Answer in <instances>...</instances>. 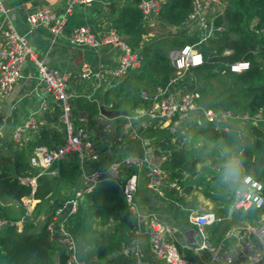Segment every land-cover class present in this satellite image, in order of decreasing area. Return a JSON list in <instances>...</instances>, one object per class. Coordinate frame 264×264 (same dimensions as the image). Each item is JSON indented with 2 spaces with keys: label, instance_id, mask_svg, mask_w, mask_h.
Here are the masks:
<instances>
[{
  "label": "trees",
  "instance_id": "obj_1",
  "mask_svg": "<svg viewBox=\"0 0 264 264\" xmlns=\"http://www.w3.org/2000/svg\"><path fill=\"white\" fill-rule=\"evenodd\" d=\"M140 2L141 0H132L124 3L117 9L113 18L114 30L133 51L140 54L142 62L130 68L123 78L115 80L114 86L101 96L102 104L111 110L133 113L148 106L150 98L158 88L166 86L177 70L170 56L171 50L201 38V34L196 30L192 33L180 30L150 35L145 27V13ZM222 2L223 12L209 16L214 26L219 29H216L208 41L200 44L204 53L203 63L191 66L187 79L198 78L210 83L221 76L231 78V88L238 86L240 91L229 90L228 94L211 103L209 107L216 111L247 112L256 115L264 112V0ZM193 7L194 0H162L158 16L164 22L181 26L186 23ZM242 61L250 63L246 70H231L233 64ZM144 93L147 98H144ZM241 94L248 100L243 102ZM87 108L93 113L99 111L97 103L90 102ZM115 121L117 132L121 134L124 132L126 117H118ZM206 126H202L198 134L209 143L219 144V148L227 156L233 153L240 161V171L263 185L264 195L263 124H252L248 130L246 125H231L227 130L211 122H207ZM162 130L149 128L145 133L151 141H158L167 132V129ZM49 132L48 129H41L35 139L23 145L13 146L9 154L0 155V200L7 198L22 207L26 199L39 200L33 215L25 221L22 230L16 226H7L0 232V264H69L67 250L58 237L51 236L48 224L56 209L66 199L76 195L75 189L80 186L82 172L76 153H71L53 164L55 175L49 172L39 175L41 170L30 165V157L37 147L59 146V143H56L57 135L54 134L52 138ZM109 139L108 136L97 144L102 153L111 148ZM182 148L183 152L180 149L173 150L164 164L170 183L183 184L186 174L193 177L198 175L201 179H205L207 173L216 174L214 167L210 169L207 164L206 157L211 153L206 155L207 152H204L205 156L201 157L195 148L189 149L186 144ZM131 171L136 172L137 169L133 168ZM33 179H36V185H33ZM211 184L212 182L207 194L216 200V203H221L226 197L230 198V202H225L227 206L212 210L219 217V221L207 226L212 239L218 236L217 240H221L225 236L226 232L220 231L219 227L226 224L224 220L228 209L232 211L229 212V219L236 223L234 226L263 225L264 205L261 208H233L237 192L228 190L224 192V196L212 194L210 190L216 187ZM219 188L226 189L223 186ZM120 191L118 182L102 181L94 191L84 195L87 197V204L81 203L78 213L68 218L69 229L79 240L84 264L135 262V257L132 254L126 255L124 249L129 232L135 228L138 217ZM166 196L176 200L172 188L166 189ZM42 212L46 216L40 221ZM89 215L102 218L100 226L103 228H93L86 219ZM38 221L42 222L39 229ZM178 248L188 261L205 264L203 257L196 254L192 248L181 245H178Z\"/></svg>",
  "mask_w": 264,
  "mask_h": 264
},
{
  "label": "built area",
  "instance_id": "obj_2",
  "mask_svg": "<svg viewBox=\"0 0 264 264\" xmlns=\"http://www.w3.org/2000/svg\"><path fill=\"white\" fill-rule=\"evenodd\" d=\"M92 1L69 0L67 13L77 2L90 3ZM161 1L142 0L140 6L145 14L158 12ZM222 4V0H194L193 11L189 14L186 23L195 22L196 31L201 34V38L194 43H187L181 48L171 50L170 56L177 70L169 83L158 88V91L150 98L148 106L125 115L126 122L121 138L135 141L141 149V153L127 155L121 160H112L107 168H101L100 162L106 154L99 151L97 144L104 141L115 130V126L107 122L104 119L105 116L101 115L95 118L89 111H85L79 117L74 116L71 106L74 94L68 90L69 76L52 68L45 58L39 57L34 52L28 37L17 30L13 20L9 17V7L4 0H0V19L3 20L4 27V39L0 46V91L7 95L13 91L22 77L24 62L29 56H32L39 68L45 93L61 101L63 106L62 120L66 127V141L53 148L37 147L30 157V165L41 170L39 175L45 172L55 175L56 170L52 169L53 164L71 153L78 155L81 164V182L80 186L75 189L76 195L66 199L56 209L48 224L51 236L58 237L67 250L69 264H84V260L81 257L79 240L69 229L68 218L78 213L81 207V198L94 191L99 183L105 180L118 182L123 190V196L136 214L139 213V209L135 197L141 176L146 170L149 171L147 187L154 190L159 196H166V189L178 186L169 182L168 173L164 168L168 156L160 149V139L151 141L146 136V130L149 128L156 131L167 129L173 136L180 135L185 124L193 123L197 119L198 123L207 119L209 122L216 123L217 127L222 126L226 130L229 128L224 124L228 117H232L235 112L216 111L211 107L201 105L200 91H185L179 85L186 79L191 66L203 63L204 53L200 44L208 41L216 29H219L214 26L212 19L203 12V7L206 5L222 6ZM28 20L32 25H47L54 35H58L64 31L67 14L58 17L55 12L39 5L28 15ZM70 41L74 44L93 46L106 42L118 46L121 49V54L114 75L120 78H123L130 68L140 65L142 62L140 54L133 51L115 30L109 31L99 39L90 26H77L70 34ZM249 65V61L237 62L231 66V70L240 72L246 70ZM91 76L100 78L101 74L87 68L83 77L90 78ZM143 96L147 98L146 93ZM87 98L91 99L92 97L88 95ZM242 113L244 114V116L242 114L243 120H253L256 124L264 119L262 111L256 115ZM24 127L38 130L42 125L35 118H31ZM22 132V128L17 130V140L20 139ZM133 168H136L137 171H131ZM32 183L36 185V179H33ZM244 183L249 186L248 190L238 192L233 208L247 209L252 206L261 208L264 205L263 185L250 175L244 177ZM31 215L32 211L27 210L26 215L19 220L0 217V232L7 226L19 227V225L25 224ZM147 219L151 249L156 260L163 264H197L188 261L183 256L177 243L173 241L174 239L169 238L172 234L171 228L163 223L154 212L147 215ZM189 221L197 227L201 238L194 247L198 254L208 252L212 256L211 261L223 259V264H264V224L261 227L249 224L235 226L230 232L231 236L236 238L235 249L232 252L223 253V243H213L212 234L207 231V226L219 221V217L214 211L191 213ZM124 253L131 255L127 249H124ZM137 261L139 258L133 264H137Z\"/></svg>",
  "mask_w": 264,
  "mask_h": 264
},
{
  "label": "crops",
  "instance_id": "obj_3",
  "mask_svg": "<svg viewBox=\"0 0 264 264\" xmlns=\"http://www.w3.org/2000/svg\"><path fill=\"white\" fill-rule=\"evenodd\" d=\"M4 1L10 9L9 17L13 20L17 30L28 37L34 52L39 57L45 58L52 68L69 76L68 90L74 94V97L71 99L74 116L79 117L85 111H89L95 118L101 115L104 116L100 110V106L103 105L106 109L110 108H107L102 104V100L97 98H101L108 89L114 86L116 80L114 78V72L119 63L121 49L118 46L106 42L98 46L74 44L70 41V34L75 27L87 25L90 26L99 39L102 38L109 31L114 30L112 22L117 9L124 3L132 0H93L90 3L77 2L73 5L69 13H67L69 0ZM39 5L55 12L58 17H63L67 14V23L62 33L54 35L49 26L44 24L32 25L30 23L28 15ZM222 8L219 5H206L202 10L207 16H213L214 14L222 13ZM144 23L150 35L180 30L192 33L196 30L195 22H188L181 26L172 25L162 21L158 16V12L145 14ZM3 39V20L0 19V46L3 43ZM87 68H91L93 72L100 73L101 77H83ZM94 90L97 91V94L93 99L90 93ZM88 95L92 98L88 99ZM92 99L93 101H91ZM90 102L97 103L98 112L93 113L87 108V104ZM62 112V102L45 93L39 68L32 56H29L23 64L22 77L15 85L13 91L8 95L0 91V155L9 154L13 146L23 145V143L26 144L37 137L40 131L39 129L35 130L24 127L31 118L38 120L42 125V129L50 130L49 133L52 138H54V134L57 135L56 143H59L57 145L64 143L66 141V127L62 120ZM104 119L114 125L115 130L113 132H117L115 119H109L106 116ZM19 128H22L23 132L21 133L20 139L17 140L16 132ZM122 133H118V138L123 136ZM179 136H173L168 131L165 132L159 140L161 143V151L167 156L175 149H180L183 152L182 146L185 143H183V139ZM123 140H126V138ZM220 149L217 148L216 151L211 152V155L206 158H213L208 159L212 162L221 161L223 164L219 166V171H225L227 163L224 162V159H226L225 157L227 155L224 151L218 153V151H221ZM139 153H141V149L137 143L127 138L126 143L122 144V147L118 151L114 146L107 150L105 153L106 156L100 162V167L107 168L112 160H121L127 155ZM216 156L220 157L217 158ZM230 157L233 158L236 156L232 153L227 156L228 159ZM210 167L213 168L214 166ZM213 169L217 170L215 167ZM148 176L149 171L146 170L140 179L139 189L135 197L139 209V213L136 214L138 222L135 228L129 232L125 249L129 250L132 256L135 257V262L139 258L137 264H163L155 259L151 249L147 215L154 212L163 223L171 228L172 234L170 235L171 237L169 236L171 240L174 239L173 241L177 245L189 247L194 250V247L200 241V236L197 227L189 221L190 214L208 210L215 211L218 208L227 206L225 202H230V198L226 197V200L223 199L221 203L214 202L213 198L207 194L209 192L207 188L210 186L207 183L209 179H201L198 175L195 177L190 176L192 179H189V175L186 174L184 183L178 185L176 188L174 187L175 192L172 191L175 195L174 199H176L173 201L171 197H161L154 190L149 189L147 187ZM213 177L211 176L212 179H210L212 183L214 181ZM194 178H198L196 182H190ZM216 181H220L222 184L215 185L216 189L220 186L225 187L226 191H234L235 189L233 187L236 184L235 180H232L231 184V180L227 181L221 175L217 177ZM38 202V199H26L23 203L24 207H22L19 204L12 203L7 198L2 199L0 200V217L19 220L26 215L27 210L32 211L33 215L34 208ZM81 203L86 205L87 197L83 196ZM227 212L226 219L223 218L226 224H222L219 227L220 231L226 232L225 236L221 240H217L218 236L214 238L216 240L212 239L215 244L223 243V253L232 252L236 246V238L231 236L230 233L236 223H232L231 219H229L231 217L229 213L232 212L231 209H228ZM45 216L44 212H42L41 220ZM86 219L93 228H103L100 226L102 218L89 215ZM38 222L39 226L37 228L39 229L42 222ZM227 224L233 225L229 229L226 227ZM23 228L24 224L18 227L19 230ZM194 252L198 254L195 250ZM200 254L205 260V264H223L222 258L219 261H211L212 256L210 253L207 252V255L204 252Z\"/></svg>",
  "mask_w": 264,
  "mask_h": 264
},
{
  "label": "rangeland",
  "instance_id": "obj_4",
  "mask_svg": "<svg viewBox=\"0 0 264 264\" xmlns=\"http://www.w3.org/2000/svg\"><path fill=\"white\" fill-rule=\"evenodd\" d=\"M114 78L116 80L120 79L119 76H114ZM179 85L181 86V88H184L185 91L186 90H188L190 92H193L196 90L200 91L201 95H202V98L200 100V104L207 106V107H209V105H211V103L215 102L216 100H218L223 95L228 94L229 90H233L234 92L240 91V88H238V86L237 87L232 86V88H231V85H232V79L231 78H225L223 76L218 77L215 80H212L210 83L200 81L198 78L192 79L191 77H188V79H187V77H186V79L183 82H180ZM90 94L93 96V99H94L96 97L97 91L94 90ZM240 97L242 98L243 102L248 100L243 94H241ZM233 114L234 115L232 117H228V120L225 122L224 125L230 126V127H231V125H237V126L241 125L242 127L246 125L245 126V127H247L246 130H248L252 124H256L253 120H243L242 119V114H243L242 112H235ZM243 116H244V114H243ZM207 122H209L207 119H203V121H201V122L199 121V123H198V119H197L193 123L185 124L182 127V133L179 136L180 138L183 139V143H185L187 145V148H189V149L195 148L197 150V154L201 157L205 156L206 152H207L206 153V155H207V154H210L211 152L216 151L217 148H219V144L209 143V142L205 141L204 138L198 134V130L202 126H203V128L207 127L206 126ZM211 123H213V122H211ZM260 123H262L264 126V119H262L261 122H258L257 124H260ZM41 129H42V127L39 130H41ZM161 131H163V130H161ZM118 135L119 134L117 132H112L109 135L110 139L108 142L110 144V146L111 147L114 146L117 151L122 147V144H125L127 141V139L123 140V139H121V137L118 138ZM180 146H182V144H180ZM218 153H222V151H218ZM209 156H207V157H209ZM216 157L219 158L220 156H216ZM225 158L226 159H224V162H226L227 164L232 159L231 157L228 159L227 156ZM208 159H213V158H207V160ZM207 164L209 165L208 167L214 166L215 168H217V170H214L216 172V174L207 173L206 178L209 179V181H208L209 184L211 181L210 179H212L211 176H214V181L211 185H213V186H215L217 184L222 185L220 183V181H216L217 177L222 175V176H224L225 180H227V181L231 180V184H232V180H235L236 184L233 185V187L235 188L234 191H236L237 194H238V192H244V191L248 190L249 186L244 183L245 174L242 171H240V169L236 175L226 177L225 173L227 171V168L225 169V171L221 170L223 172L219 171V166L223 164V163H221V161L212 162L211 160H208ZM227 164H226V166H227ZM199 165H201V163H199ZM80 167H81V164H80ZM210 169H212V168L210 167ZM218 171H219V174H218ZM208 175H210V176H208ZM188 178L192 179L190 176H188ZM197 179L198 178H194L190 182L195 183ZM208 189L209 188H207V190ZM210 191L213 194L224 196V192L226 191V189L217 188V189H211ZM213 201L216 202V200H214V199H213ZM263 220H264V217H263ZM40 221H42V220L40 219ZM263 224H264V222H263ZM232 225L233 224H227L226 227L230 229L232 227ZM204 253H206V255H207V252H204Z\"/></svg>",
  "mask_w": 264,
  "mask_h": 264
},
{
  "label": "water",
  "instance_id": "obj_5",
  "mask_svg": "<svg viewBox=\"0 0 264 264\" xmlns=\"http://www.w3.org/2000/svg\"><path fill=\"white\" fill-rule=\"evenodd\" d=\"M100 110H101L102 114L109 119H117L118 117L125 116L128 114V111H126V110L106 109L103 105L100 106ZM172 191L175 192V189L172 188ZM120 193H121V195H123L122 189H121Z\"/></svg>",
  "mask_w": 264,
  "mask_h": 264
},
{
  "label": "clouds",
  "instance_id": "obj_6",
  "mask_svg": "<svg viewBox=\"0 0 264 264\" xmlns=\"http://www.w3.org/2000/svg\"><path fill=\"white\" fill-rule=\"evenodd\" d=\"M227 168V171L225 173V176L226 177H229V176H234L238 173L239 169H240V161L237 157H233L228 165L226 166Z\"/></svg>",
  "mask_w": 264,
  "mask_h": 264
},
{
  "label": "bare ground",
  "instance_id": "obj_7",
  "mask_svg": "<svg viewBox=\"0 0 264 264\" xmlns=\"http://www.w3.org/2000/svg\"><path fill=\"white\" fill-rule=\"evenodd\" d=\"M97 99H100V98H97ZM51 221V220H50Z\"/></svg>",
  "mask_w": 264,
  "mask_h": 264
}]
</instances>
